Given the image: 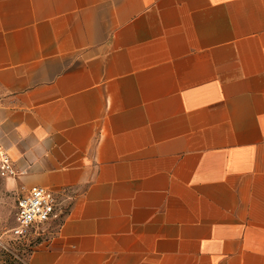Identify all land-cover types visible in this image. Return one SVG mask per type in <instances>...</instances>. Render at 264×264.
I'll list each match as a JSON object with an SVG mask.
<instances>
[{
    "label": "crops",
    "instance_id": "obj_1",
    "mask_svg": "<svg viewBox=\"0 0 264 264\" xmlns=\"http://www.w3.org/2000/svg\"><path fill=\"white\" fill-rule=\"evenodd\" d=\"M0 143L28 264H264V0H0Z\"/></svg>",
    "mask_w": 264,
    "mask_h": 264
},
{
    "label": "rangeland",
    "instance_id": "obj_2",
    "mask_svg": "<svg viewBox=\"0 0 264 264\" xmlns=\"http://www.w3.org/2000/svg\"><path fill=\"white\" fill-rule=\"evenodd\" d=\"M14 179L0 176V264H27L35 248L51 237L60 222L31 229L23 238L13 236L11 231L17 226L18 201L26 195Z\"/></svg>",
    "mask_w": 264,
    "mask_h": 264
},
{
    "label": "built area",
    "instance_id": "obj_3",
    "mask_svg": "<svg viewBox=\"0 0 264 264\" xmlns=\"http://www.w3.org/2000/svg\"><path fill=\"white\" fill-rule=\"evenodd\" d=\"M0 176L12 179L18 176L14 163L6 149L0 143ZM67 199L61 193H56L41 186L32 187L18 201L16 223L12 235L23 238L31 229L62 221L68 214Z\"/></svg>",
    "mask_w": 264,
    "mask_h": 264
},
{
    "label": "trees",
    "instance_id": "obj_4",
    "mask_svg": "<svg viewBox=\"0 0 264 264\" xmlns=\"http://www.w3.org/2000/svg\"><path fill=\"white\" fill-rule=\"evenodd\" d=\"M27 264H28V262H27Z\"/></svg>",
    "mask_w": 264,
    "mask_h": 264
}]
</instances>
